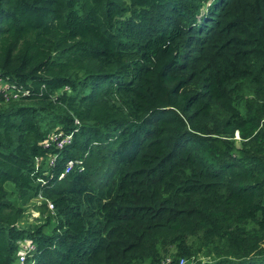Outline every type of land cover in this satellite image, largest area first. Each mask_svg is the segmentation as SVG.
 Here are the masks:
<instances>
[{
    "label": "trees",
    "instance_id": "trees-1",
    "mask_svg": "<svg viewBox=\"0 0 264 264\" xmlns=\"http://www.w3.org/2000/svg\"><path fill=\"white\" fill-rule=\"evenodd\" d=\"M0 81V264H264V0H0Z\"/></svg>",
    "mask_w": 264,
    "mask_h": 264
},
{
    "label": "built area",
    "instance_id": "built-area-1",
    "mask_svg": "<svg viewBox=\"0 0 264 264\" xmlns=\"http://www.w3.org/2000/svg\"><path fill=\"white\" fill-rule=\"evenodd\" d=\"M0 90H3L4 94H3V97L4 98H7L10 94H11V90L8 89V86L7 85H4L2 84V82L0 81ZM235 137L237 138V135L235 133ZM69 140V136L68 135H65V136H62L58 139L55 140V148L56 149H60L64 143H67ZM49 163H51L54 159V156H51L49 157ZM72 167V162L71 161H67L64 165V169H63V173H67L70 168ZM63 173L59 174V178L62 177ZM41 202V199L40 197H38L37 199H35V203L36 204H39ZM46 204V207L47 209L50 211L52 210V205L48 202H45ZM25 240H28V239H23L21 241H18L17 243V246H18V249L16 251V256H17V260L21 263L25 256L31 251L33 250L34 246L33 244L30 242V240L27 241V243H24Z\"/></svg>",
    "mask_w": 264,
    "mask_h": 264
},
{
    "label": "rangeland",
    "instance_id": "rangeland-1",
    "mask_svg": "<svg viewBox=\"0 0 264 264\" xmlns=\"http://www.w3.org/2000/svg\"><path fill=\"white\" fill-rule=\"evenodd\" d=\"M47 211H49V210L47 209ZM26 213L28 214V217H26V221L29 223L35 222L34 218H37L39 215V211L33 207L32 203L29 204ZM27 241L28 240H25L24 243H27Z\"/></svg>",
    "mask_w": 264,
    "mask_h": 264
}]
</instances>
